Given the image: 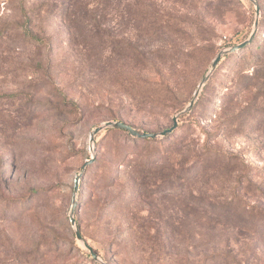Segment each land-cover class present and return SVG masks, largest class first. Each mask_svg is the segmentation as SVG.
I'll return each mask as SVG.
<instances>
[{
    "label": "rangeland",
    "instance_id": "rangeland-1",
    "mask_svg": "<svg viewBox=\"0 0 264 264\" xmlns=\"http://www.w3.org/2000/svg\"><path fill=\"white\" fill-rule=\"evenodd\" d=\"M255 2L0 0V264H264Z\"/></svg>",
    "mask_w": 264,
    "mask_h": 264
},
{
    "label": "water",
    "instance_id": "water-1",
    "mask_svg": "<svg viewBox=\"0 0 264 264\" xmlns=\"http://www.w3.org/2000/svg\"><path fill=\"white\" fill-rule=\"evenodd\" d=\"M250 1H252L255 4V15H256V19H255V23H254V30L252 31V33L250 34V36L246 40H244L243 42H241L239 44L231 45L227 49H224V50L220 51L216 55V57L214 58L211 66H210V69H209L208 73L202 79V81L199 83L198 88L194 92V96H193L192 100L189 102L188 106L183 110V112H188V111H190L193 108V106L195 104V100L198 98V95H199V93L201 91V88L203 87V85L205 84V82L208 80V78L210 77V75L212 74V72L217 67V65H218L221 57L223 55H225V54L232 53V52H235V51L241 49L242 47H244L247 43H249L252 40V38H253V36L255 34V30H256L257 24H258L259 6L256 4L255 0H250ZM178 117H179V115H175L172 118L173 124H172L171 127L167 128V129H164V130H162L160 132H157V133L139 132L135 128H133L132 126H130V125H128V124H126V123H124L122 121H119V120H117V121H107L102 126L96 127L91 132L90 138H89V143H90V146H91L93 144L94 140H95V135L102 128H105V127H113V128H119V129H122V130H126L127 132H129V134L131 136H134L136 138H156V137H159V136H165L167 134L172 133L173 130L176 128V126L178 124ZM93 161H94V157L93 156L90 157L89 159L85 160V162L80 167L79 172L75 176V179H74V188H73V196H72V204H71L70 213H69V216H70V219H71V223L72 224H74L73 212H74V207H75V205L77 203L76 196H77V192H78L79 180H80L81 175L85 171L86 167L89 164H91ZM75 235H76V238L78 240H82V236L80 234L79 229H76L75 230ZM86 246L90 250L92 258L94 260H100L99 257L97 256V254L92 250V248L89 245H87V244H86Z\"/></svg>",
    "mask_w": 264,
    "mask_h": 264
},
{
    "label": "trees",
    "instance_id": "trees-1",
    "mask_svg": "<svg viewBox=\"0 0 264 264\" xmlns=\"http://www.w3.org/2000/svg\"><path fill=\"white\" fill-rule=\"evenodd\" d=\"M27 20H28V17H27ZM25 35H27V36L29 37V39L38 40V38L35 37V36L31 33L30 29L27 27V24L25 25ZM38 41H40V40H38ZM137 139H139V138H137ZM141 139H148V138H141Z\"/></svg>",
    "mask_w": 264,
    "mask_h": 264
}]
</instances>
